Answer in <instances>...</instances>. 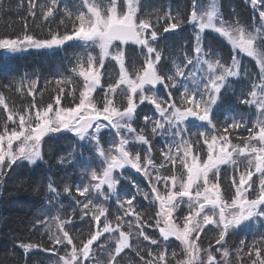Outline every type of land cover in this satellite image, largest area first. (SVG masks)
<instances>
[{"label":"snow or ice","instance_id":"1","mask_svg":"<svg viewBox=\"0 0 264 264\" xmlns=\"http://www.w3.org/2000/svg\"><path fill=\"white\" fill-rule=\"evenodd\" d=\"M246 2L259 13V26L254 24L251 30L238 17L235 23L226 21L218 0H209L206 6L193 0L187 18L169 10L157 15L155 22L150 15L141 16V0H81L74 11L64 9L71 20V31L66 29L61 34L50 29L49 36L43 39L27 31L22 38H0V50L12 55L31 49L62 48L69 41L76 42V48L91 49L75 57L71 77L56 79L54 104L37 103V80L22 79L15 88L19 93L27 88V95L33 97L23 111H13L0 95V106L7 113L0 132V179L14 165L39 167L38 162H45L43 146L49 141L72 140L73 152L57 161L61 166L75 167L84 160L83 152L79 159H73L76 148L95 153L83 166L81 182H69L63 188L64 195L75 201V207L66 218L57 209L58 214L52 217L55 230L52 224L47 226L53 249L23 242L17 245L19 248L25 253L40 248L56 254L55 246H62L63 254L56 264H121L122 253L134 248L131 240L135 237L155 246L135 249L138 264H171L172 260L175 264H230V249L225 246L230 234L249 227L250 221L264 227V0ZM27 5L29 16L35 19L39 12L45 21L55 18L60 10V0H27ZM15 7L22 9L23 0ZM161 20L164 33L174 32L184 24L191 25L194 33L191 51L184 49L183 59L168 56L174 72L165 71L162 63L165 56L160 46ZM60 23L65 24V20L61 18ZM206 31L218 33L231 46L230 64L205 45ZM129 44L139 49L142 64L133 60L129 66ZM241 55L255 61L259 69L256 79L247 73ZM109 61L115 62L119 73L114 82L109 78L105 85ZM242 71L251 89L247 96L241 95L239 102L248 105L250 112L255 106V120L251 115L244 118L222 108L224 95L232 87L231 78L239 79ZM97 89L104 93L102 106L94 95ZM77 91L78 103L64 106L65 95L75 99ZM145 103L153 105L158 115H145V123L136 125L137 109ZM241 128L247 135L239 131ZM157 137H167L160 146L163 159L159 162L155 158ZM222 166L233 170L231 183L235 192L230 200L222 188ZM128 169L147 180L150 193L136 183L132 184L135 192L122 184L128 178ZM48 191L52 194L49 203L63 207L61 193L51 179ZM141 194L155 208L154 226L159 238L144 230L152 225L134 203ZM109 201L119 205L114 220ZM77 215L95 222V230H90L79 244L67 227ZM125 217H133L134 221H125ZM209 225L216 229L215 243L220 247L214 251L221 254L220 260L213 254L211 244L204 249L198 243ZM172 239L179 242L182 257L173 251L169 258L167 250ZM261 244L264 235L251 245L241 240V247L235 249L237 260L243 264L241 253L246 249L251 264H264ZM145 250L148 259L142 255ZM98 251H106L107 258L101 256L98 260Z\"/></svg>","mask_w":264,"mask_h":264},{"label":"trees","instance_id":"2","mask_svg":"<svg viewBox=\"0 0 264 264\" xmlns=\"http://www.w3.org/2000/svg\"><path fill=\"white\" fill-rule=\"evenodd\" d=\"M40 2H44V0H40ZM192 2L193 0H141V14L150 15L153 22L156 20L157 15H163L167 10H171L173 13L180 12L187 18ZM198 2L201 3V0H198ZM20 3L21 0H0V9H3L0 11V38H22L25 31H27L28 34L43 39L49 36L50 29L53 32L58 30L61 34H63L66 29L71 31V20H69L64 9L59 10L55 18L50 17L45 21L40 17L39 12L35 19L27 14V0H23L22 9L15 7ZM248 3L250 4V2ZM248 3H246L245 0H221L224 19L235 23L238 17L241 23L249 26L250 30L254 24L259 26V13L252 14L250 11L251 6ZM67 9L69 11L75 10L73 7ZM61 18L65 20V24L60 23ZM183 26H181L180 32L177 34L163 36L165 38L160 40L161 48H163L164 45L166 55L168 56L174 54L172 57L173 59L177 57L181 59L180 54L183 51V43L190 39V32ZM206 46H211L218 56L227 63L230 62L232 49L223 38L220 36L217 38L210 35L206 36ZM79 55L80 54L77 53V50L74 48H65L51 54L45 52L30 54L24 57L7 58L0 55V95L4 96L8 106L13 111H23L26 106L31 104L33 97L27 95V88H25L22 93L16 92L15 88L22 79L37 80L38 90L35 93V100L37 103H43L45 106L48 103L54 104V97L57 95L58 91L55 85L56 79H59L61 76L71 77L73 75L70 68L76 63L75 57ZM168 56L166 60L163 61L164 70L167 71L171 69L174 72L173 64L171 60L168 59ZM128 57L130 67L133 60L139 61L134 52H128ZM240 59H243V66L248 68L247 73L251 74L253 79H256L259 74L254 65L255 61L243 55H241ZM115 76V69L111 65L106 71L104 79L105 85L109 82V78L114 82L115 79H117ZM242 77L245 83H243V81L242 83L240 82ZM76 79L79 80L80 78L76 77ZM234 79L235 80H232V87L227 91L230 93V96L232 95V98H228L227 101H224L222 108L224 111L231 110L234 115L248 118L250 115L248 112L249 106L241 104L239 98L241 95L247 96V92L249 91L248 88L251 86V83L248 77L244 75V72L241 73L240 80ZM67 91L70 92L71 89L69 88ZM173 92L175 93L174 89ZM94 95H96L97 102L102 106L103 91H98L97 94ZM162 95H164V92H162ZM78 100L79 92L77 91L75 99L71 95H65L62 99V103L67 107L72 106L74 103H78ZM122 103L126 105V100H123ZM254 107L255 106L252 108ZM137 111L139 116L136 120V125H143L145 123L143 119L145 115L153 118L158 115L154 106L147 103L140 105ZM252 113H254V111ZM6 118L7 113H5L0 106V132L3 131ZM8 123L11 128V122ZM239 131L247 135L243 128ZM68 135L70 136L71 134ZM45 139L48 138L46 137ZM164 139H167V137H164ZM164 139L157 137V140H159V144H155V158L157 162L163 159L159 151L160 146L164 143ZM236 142L238 143V141ZM201 146L203 147V145ZM73 147L74 145L71 139L49 141L43 146L45 162H38L39 167H17L14 165L13 170H6V175L0 179V264H56L58 256L63 254L61 250L62 246L59 245L55 246L56 254H53L52 251H42L40 248H33L30 249L28 253H25L24 249L19 248L17 245L21 242L34 243L42 245L46 249H53L54 246L49 239L47 226L52 224L53 230H55V221L52 220V217L58 214L57 209L60 210L59 214L61 217L66 218L68 215L72 214V209L75 207V201L72 197L64 195L63 188L66 183L81 182V174L85 162L89 159L90 155H95V153H90L87 150L76 148L73 154L74 160L79 159L81 152H83L84 160L80 161V164L75 167L73 164H68L66 166L58 164L57 161L59 157L62 155L67 156L69 152H73ZM244 166L245 165H240L241 168ZM177 167H179V165H177ZM170 168L171 165H169V169ZM222 168V188L225 198L229 200L233 195V187L230 181L233 170L230 166ZM50 179L61 193L63 207H61L59 203L55 204V207L49 203V196L52 195L48 191ZM238 179L239 177L237 176V181ZM253 179H256V177H253ZM133 183L138 184L144 192H151V189L148 187V182L144 177L138 178L136 175L133 176L130 174L127 179L122 180L123 185L132 192H135L136 189L132 187ZM160 187L162 188L163 186L160 185ZM73 196H75L74 191ZM108 203L110 205L111 218L114 220L118 213L119 205L114 201H109ZM134 203H136L137 210L141 211L143 217L152 225V227H146L144 229L145 232L159 238V231L154 226L155 208L148 200H144L142 194L138 196L137 201ZM183 210L186 213L188 209L184 206ZM120 214L122 215V212H120ZM150 217L152 219H150ZM38 220H44V223H38ZM128 220L134 221V218L125 217V221ZM67 227L75 237V242L79 244L81 239H86L88 237L90 230H95V222L91 221L90 217L81 219L77 215L75 222L69 224ZM107 235L108 234H105V236ZM261 235H264V229L258 232H245L244 230H240L231 233L227 238V245H225L230 249V264H241L240 260H237L235 252L236 248L241 247V240H245L248 245H251L254 241H258ZM217 238L216 229L210 225L201 233V238L198 243L204 249H208L211 244L213 254L220 260L221 254L214 251L216 248L220 247V245L215 243ZM103 239L104 237H101V240ZM131 243L134 245V248L132 250L126 249L125 253H122L121 264H138L139 256H137L135 249L141 247V245H147L148 248L155 247L148 244L147 241H143L142 238L137 240L133 237ZM112 246L114 247V242ZM260 246L264 247V244ZM167 251L169 258H171V253L173 251L177 253V256L182 257V249L179 242L174 239L171 240V246ZM246 253V249L241 253L243 264H251V258ZM142 255L148 259L146 250L142 252ZM101 256L106 259L107 252L98 251L97 259L99 260ZM252 258H254V254ZM171 264H175V261L172 260Z\"/></svg>","mask_w":264,"mask_h":264},{"label":"rangeland","instance_id":"3","mask_svg":"<svg viewBox=\"0 0 264 264\" xmlns=\"http://www.w3.org/2000/svg\"><path fill=\"white\" fill-rule=\"evenodd\" d=\"M43 50H44V51H47L46 49H43ZM31 52H35V50H34V49H31V50H28V51H26V52L17 53V54H15V55H12V54H9V53H7V52L2 51L3 54H5V55H9V56H24V55H28V54H30Z\"/></svg>","mask_w":264,"mask_h":264},{"label":"bare ground","instance_id":"4","mask_svg":"<svg viewBox=\"0 0 264 264\" xmlns=\"http://www.w3.org/2000/svg\"><path fill=\"white\" fill-rule=\"evenodd\" d=\"M164 95H166V93Z\"/></svg>","mask_w":264,"mask_h":264}]
</instances>
